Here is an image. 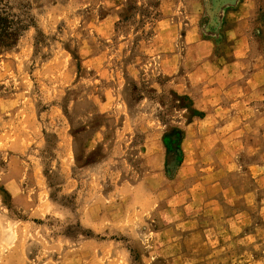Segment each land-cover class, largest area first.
<instances>
[{
  "label": "rangeland",
  "instance_id": "obj_1",
  "mask_svg": "<svg viewBox=\"0 0 264 264\" xmlns=\"http://www.w3.org/2000/svg\"><path fill=\"white\" fill-rule=\"evenodd\" d=\"M0 3V264H264V0Z\"/></svg>",
  "mask_w": 264,
  "mask_h": 264
},
{
  "label": "trees",
  "instance_id": "obj_2",
  "mask_svg": "<svg viewBox=\"0 0 264 264\" xmlns=\"http://www.w3.org/2000/svg\"><path fill=\"white\" fill-rule=\"evenodd\" d=\"M24 28V21L12 16L8 7L0 3V49L10 47Z\"/></svg>",
  "mask_w": 264,
  "mask_h": 264
}]
</instances>
